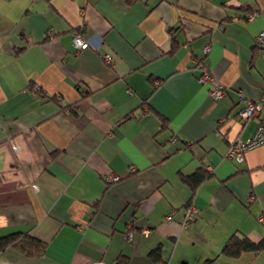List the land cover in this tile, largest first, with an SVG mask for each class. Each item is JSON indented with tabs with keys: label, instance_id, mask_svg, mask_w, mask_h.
<instances>
[{
	"label": "crops",
	"instance_id": "1",
	"mask_svg": "<svg viewBox=\"0 0 264 264\" xmlns=\"http://www.w3.org/2000/svg\"><path fill=\"white\" fill-rule=\"evenodd\" d=\"M261 30L264 0H0V236L46 244L0 264H264L221 253L264 238V144L224 156L257 125L237 113L264 94Z\"/></svg>",
	"mask_w": 264,
	"mask_h": 264
},
{
	"label": "built area",
	"instance_id": "2",
	"mask_svg": "<svg viewBox=\"0 0 264 264\" xmlns=\"http://www.w3.org/2000/svg\"><path fill=\"white\" fill-rule=\"evenodd\" d=\"M255 15V14H253ZM249 16L252 17V14H249ZM73 43L77 49H84L87 46H89V42L85 39H83L80 35L77 33L73 34ZM254 45L256 47L262 48L264 47V30H261L256 36L254 40ZM204 50H209L208 46L204 47ZM106 62L112 63V55L108 52H105L101 56ZM197 69L199 71V74L197 76V80L201 83H208L209 81L213 80V76L206 67V65L203 62L197 63ZM34 89H37L38 87L35 85L33 87ZM209 94L212 98H220L225 95V89L220 84H213L212 87L209 90ZM240 99L242 98V95L239 94ZM256 116L257 117V125L252 133V135L246 139L241 138H235L233 141L229 143V145L226 148L224 156L226 158L233 159L235 161H240L243 159L244 154L247 150L252 149L254 147H257L259 145L264 144V94L260 96L257 100H248L246 102V105L239 111V117L244 120L248 119L250 117ZM172 140H175V138H171ZM106 181H117L119 180V176L115 173H109L105 176ZM36 188V186H34ZM249 199H252L250 196ZM174 214V211L171 210L168 214L165 216V221L169 222L172 220V216ZM197 216V209L193 205H188L185 210V216L182 221V226L188 225L193 219ZM261 222H264V216L260 217ZM146 232V230H144ZM127 238H131L130 232H127ZM92 264H106L103 262H94Z\"/></svg>",
	"mask_w": 264,
	"mask_h": 264
},
{
	"label": "trees",
	"instance_id": "3",
	"mask_svg": "<svg viewBox=\"0 0 264 264\" xmlns=\"http://www.w3.org/2000/svg\"><path fill=\"white\" fill-rule=\"evenodd\" d=\"M239 111L237 113L238 116ZM161 119V128H163L165 127L167 120L164 116H161ZM205 176V173L202 170H199L188 178L183 176L182 179L187 182L189 181V184L192 182L191 188L195 189L196 185H198ZM8 246H13L26 255L39 256L44 252L46 244L27 233L13 232L0 236V251ZM157 250L158 248L154 249L151 252V255L157 254ZM261 250H264V238L258 241H253L243 234L234 232L226 240L221 253L226 256L236 257L242 252H258ZM122 262L125 263L124 259L119 258L117 264H122Z\"/></svg>",
	"mask_w": 264,
	"mask_h": 264
}]
</instances>
